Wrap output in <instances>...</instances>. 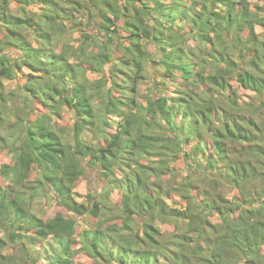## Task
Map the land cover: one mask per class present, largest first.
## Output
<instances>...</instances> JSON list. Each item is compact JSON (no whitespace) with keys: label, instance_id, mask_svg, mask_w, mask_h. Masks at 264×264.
Wrapping results in <instances>:
<instances>
[{"label":"trees","instance_id":"16d2710c","mask_svg":"<svg viewBox=\"0 0 264 264\" xmlns=\"http://www.w3.org/2000/svg\"><path fill=\"white\" fill-rule=\"evenodd\" d=\"M11 2L0 264H264V0Z\"/></svg>","mask_w":264,"mask_h":264},{"label":"rangeland","instance_id":"374dc122","mask_svg":"<svg viewBox=\"0 0 264 264\" xmlns=\"http://www.w3.org/2000/svg\"><path fill=\"white\" fill-rule=\"evenodd\" d=\"M11 7L14 9L15 8V4L14 2H11ZM30 9H34L35 13H38V6H31ZM38 16V15H37ZM258 30H261L262 28L260 26L257 27ZM4 34V32L2 31L0 33V36H2ZM79 35V32L78 31H74V34H73V39L71 40V43H73L74 45H76L78 43V41L76 40V38L78 37ZM66 40H67V36H66ZM69 40V39H68ZM24 70L18 74V79L21 81L22 78H23V74L25 72H28L29 70L27 68H23ZM148 69V68H147ZM146 69V75H147V78L144 80V82L146 83L147 82V79L150 77V71L149 69L147 70ZM97 75V74H95ZM95 75H93L95 77ZM1 80L5 83L6 87L8 88V90H11L15 87V82L12 78H9V77H1ZM145 84H143L142 82V87H144ZM244 93V92H242ZM246 95H244V98L245 99H248L249 98V95L248 94H251V92H247L245 93ZM61 122L63 124H71L73 123V115L70 111H66L64 114H63V119L61 120ZM7 128V127H5ZM4 128V129H5ZM5 131H8V129H5ZM8 157H9V154L5 153L3 158L0 156V168L5 165L3 163H5V158H6V162H8ZM1 171V170H0ZM97 186V172H95L94 169L90 168L89 170L86 171V175H85V178L82 180L81 183L77 184V186L75 187V192L77 193L76 197L77 199H85L86 198V195H87V192H89L90 190L96 188ZM93 191V190H92ZM178 197L174 196V195H166V199L168 202H171L173 199H177ZM43 202L41 204H38L37 201H35L36 203V210L40 213V215H44L45 213V216L47 215V212L49 211V208H51V206L55 203L54 199L52 198H42ZM166 230L167 232L169 233L171 230H172V227H169V226H166Z\"/></svg>","mask_w":264,"mask_h":264},{"label":"crops","instance_id":"0c3cea01","mask_svg":"<svg viewBox=\"0 0 264 264\" xmlns=\"http://www.w3.org/2000/svg\"><path fill=\"white\" fill-rule=\"evenodd\" d=\"M13 2H14V0H13Z\"/></svg>","mask_w":264,"mask_h":264}]
</instances>
